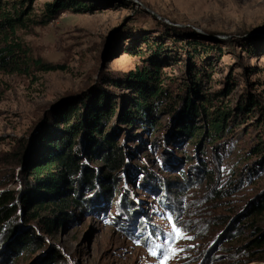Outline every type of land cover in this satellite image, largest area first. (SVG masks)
<instances>
[{
    "label": "rangeland",
    "instance_id": "1",
    "mask_svg": "<svg viewBox=\"0 0 264 264\" xmlns=\"http://www.w3.org/2000/svg\"><path fill=\"white\" fill-rule=\"evenodd\" d=\"M136 1L0 0L19 18L0 27V48L12 46L18 62L0 68V197L33 190L37 140L94 97L111 111L105 131L125 160L116 175L84 161L93 189L80 183L76 206L39 212L55 219L50 229L15 201L0 264H158L150 251L168 243V216L192 238L166 264H264V244H254L264 239V0ZM47 5L58 10L48 20ZM139 88L146 111L134 108ZM222 112L212 140L209 120ZM26 233L33 243L18 250Z\"/></svg>",
    "mask_w": 264,
    "mask_h": 264
},
{
    "label": "trees",
    "instance_id": "2",
    "mask_svg": "<svg viewBox=\"0 0 264 264\" xmlns=\"http://www.w3.org/2000/svg\"><path fill=\"white\" fill-rule=\"evenodd\" d=\"M47 6V13L49 14H45L44 17L48 20L52 19L53 15L51 14H55L58 10H50L52 6ZM58 7L59 9L66 8L63 5H59ZM18 20L19 18L11 19L0 10V27L6 25L13 27L15 24L11 25V23H16ZM13 49L9 45L0 48L1 69H7L9 66L18 69V62L15 60L16 56ZM31 61L40 70H53V67L44 65L37 60ZM133 78H137L140 81L145 79L146 76L136 74ZM137 93L139 96L134 108L137 111H146L148 95H145V92L141 88L138 89ZM150 95L154 98L158 97L156 92H152ZM101 103V96L94 97L93 104L89 107L87 104H84V107H82L78 103L74 106L73 111L67 110L65 113L61 112V118L57 123L63 125L65 127L64 130H53L40 136L37 140V145L33 147L32 153H30L36 157L34 161H29L32 164L30 165L29 177L32 179L31 186H33V190L27 192L18 201L15 200L14 192H6L1 195L0 231L4 232L8 230L10 226L8 224L9 220L17 208L15 201L21 205L20 208H24L23 217H25V220L40 221L47 229H50L55 224V219H45L43 216H39V212L50 211L53 214H57V212L60 214L68 210V208L76 206L79 201V197H76L77 193L80 198L83 197V193L79 191L80 183H88V188L93 189L91 186L94 181V170L91 168V170L86 171L83 167L84 161L90 163L93 158L100 160L103 162L105 169L113 172L114 175L121 171L125 161L124 154L121 148L118 147L113 139L108 137L105 131V122H108L110 119L111 111L103 113L101 111L103 109L100 107ZM79 109L80 111H78ZM226 115V113L222 112L219 118L209 120L208 132H206L207 137L214 140L215 137L223 132ZM129 118L126 112L120 119L124 123H129ZM82 131L85 132L83 140L79 137ZM93 136H96L97 139ZM96 157H99V159ZM82 168L84 169L83 175L85 177L77 180ZM96 172L100 177L104 179L108 178L104 169L96 170ZM105 187L107 188V186ZM66 191L68 192L64 193ZM8 234L12 233L8 231ZM254 242V244L261 246L264 244V239H256ZM32 243L33 235L26 233L22 238H19V246H15L18 250H22Z\"/></svg>",
    "mask_w": 264,
    "mask_h": 264
},
{
    "label": "snow or ice",
    "instance_id": "3",
    "mask_svg": "<svg viewBox=\"0 0 264 264\" xmlns=\"http://www.w3.org/2000/svg\"><path fill=\"white\" fill-rule=\"evenodd\" d=\"M170 222L171 230L165 234V240L168 241L166 245L162 246V251H150V255L156 257L159 255L161 259L158 261V264H166V262L180 252L184 251L183 248L179 247V243L183 240H190L192 237L187 235V230L180 223L179 219L172 216L167 217Z\"/></svg>",
    "mask_w": 264,
    "mask_h": 264
},
{
    "label": "water",
    "instance_id": "4",
    "mask_svg": "<svg viewBox=\"0 0 264 264\" xmlns=\"http://www.w3.org/2000/svg\"><path fill=\"white\" fill-rule=\"evenodd\" d=\"M133 1L134 3L140 5V3H138L136 0H131ZM147 12L151 13L153 16H156L153 12L149 11V10H146Z\"/></svg>",
    "mask_w": 264,
    "mask_h": 264
}]
</instances>
